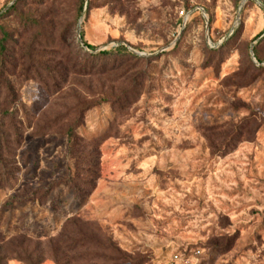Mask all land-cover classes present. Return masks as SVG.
<instances>
[{
	"label": "rangeland",
	"instance_id": "1",
	"mask_svg": "<svg viewBox=\"0 0 264 264\" xmlns=\"http://www.w3.org/2000/svg\"><path fill=\"white\" fill-rule=\"evenodd\" d=\"M243 1L0 0V264H264Z\"/></svg>",
	"mask_w": 264,
	"mask_h": 264
},
{
	"label": "water",
	"instance_id": "2",
	"mask_svg": "<svg viewBox=\"0 0 264 264\" xmlns=\"http://www.w3.org/2000/svg\"><path fill=\"white\" fill-rule=\"evenodd\" d=\"M246 1L247 0H244L243 2H241L240 5H239V7H238V9H237V12H236V22H237L238 17H239L240 9L245 4Z\"/></svg>",
	"mask_w": 264,
	"mask_h": 264
},
{
	"label": "trees",
	"instance_id": "3",
	"mask_svg": "<svg viewBox=\"0 0 264 264\" xmlns=\"http://www.w3.org/2000/svg\"><path fill=\"white\" fill-rule=\"evenodd\" d=\"M85 46L88 48V49H93V47L92 46H89V45H87L86 43H85ZM105 54V53H104ZM107 54V53H106Z\"/></svg>",
	"mask_w": 264,
	"mask_h": 264
}]
</instances>
